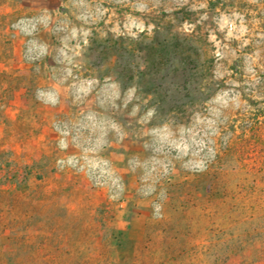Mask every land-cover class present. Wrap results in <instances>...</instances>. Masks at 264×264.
<instances>
[{
    "label": "rangeland",
    "instance_id": "obj_1",
    "mask_svg": "<svg viewBox=\"0 0 264 264\" xmlns=\"http://www.w3.org/2000/svg\"><path fill=\"white\" fill-rule=\"evenodd\" d=\"M236 61L264 0H0V264H264Z\"/></svg>",
    "mask_w": 264,
    "mask_h": 264
},
{
    "label": "trees",
    "instance_id": "obj_2",
    "mask_svg": "<svg viewBox=\"0 0 264 264\" xmlns=\"http://www.w3.org/2000/svg\"><path fill=\"white\" fill-rule=\"evenodd\" d=\"M215 6V2H211V7ZM181 9L183 13H194L186 7ZM237 61L233 63L232 70L235 73L232 77L235 80L239 77L240 87L238 90L251 110L246 109L240 116L231 118L232 135L225 149V155L230 156L231 162L241 165L238 166L239 168L247 166L248 170L252 171L254 174L252 187L253 191H256L258 189L257 178L259 176L264 178V65L253 67L252 71L248 72L244 66L242 69ZM226 83L227 78H223V81L220 82L215 79L213 84L224 85L225 87ZM177 107L180 109L179 106ZM238 129H240L239 133ZM219 157L217 155V159ZM246 188H250L249 184L242 183L241 189ZM263 190L262 188L261 191ZM218 193V190L217 193L215 190V194Z\"/></svg>",
    "mask_w": 264,
    "mask_h": 264
}]
</instances>
